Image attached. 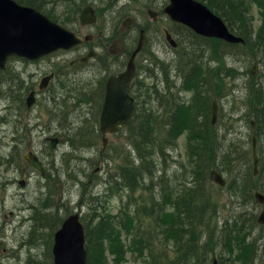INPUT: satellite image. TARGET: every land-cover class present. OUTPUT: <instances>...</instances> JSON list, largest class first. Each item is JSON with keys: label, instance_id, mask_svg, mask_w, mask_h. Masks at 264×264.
I'll return each mask as SVG.
<instances>
[{"label": "rangeland", "instance_id": "374dc122", "mask_svg": "<svg viewBox=\"0 0 264 264\" xmlns=\"http://www.w3.org/2000/svg\"><path fill=\"white\" fill-rule=\"evenodd\" d=\"M34 1L38 3L40 10L49 16L52 14L57 18L54 20L58 23L67 22L65 26L73 31L83 25L79 22L81 8L86 4H91L95 8L98 20L92 25L85 24L81 27L82 32L95 31L96 34L101 30L103 36L100 39L94 38L92 41L98 56L89 62V70L77 72L78 67H71L68 64L70 58L65 57L67 61L58 66L59 74L56 79L49 84L48 91L39 96L29 111L20 102L21 92L24 93L27 89L24 98L28 94V89L37 88L40 78L49 73L53 61H59L60 55H53L39 61L12 57L8 61V67L0 71V264H53L52 256L48 258L47 252L49 250L51 253L53 234L62 218L67 214L78 212L81 221L85 224L90 218L88 205L96 201H93L96 197L100 205L105 203V209L112 214L117 213L121 207L128 206L132 211L131 217L135 220L132 225L148 227L149 217L145 216V218L142 214L135 212L139 205L157 201L156 197L160 198L162 194L161 189L167 190L166 187L171 188L168 189L170 194L167 193L165 198L171 197L172 202L177 200L174 198H177L176 194L180 193L184 186L193 188L195 175L192 172V162L187 155L186 144L189 138V128L178 134L175 143L167 144L164 152H159L157 149L148 150V159L154 171L152 173L147 170L144 174L146 183L134 186L132 192L128 188H120L116 192H111L104 182L108 168L107 159H110V169L113 170L118 167V164L123 163L127 151L131 153L129 158L133 159L136 156L132 144L125 138L126 132L133 129L131 126L120 128L116 134H106L109 149L104 154L101 153V135L93 138L95 140L82 148L74 149L68 137H65L69 135L63 134L66 133L65 124L68 126L67 134L77 127L80 128L79 132H84L85 135H94L97 132L98 122L95 118L97 108L99 109L98 117L100 115L104 82L115 71L118 72V69L123 70L125 67L119 63L120 53H108L109 44L105 42L111 43L112 40L117 39L119 34H122V37L136 36V32L133 31L121 32L122 22L128 16L140 24L148 25L150 30L146 32L147 37L152 34L153 28L159 29L158 32H160L159 40H151L146 50L138 57L142 61V67L137 68V75L130 88L131 93L137 95L142 102L144 98H141V94L145 96L146 91L154 90V86L158 88V92L161 89L165 90L163 91L164 104L158 107V114H162L164 120L172 116L170 106L173 94L176 101L180 100L188 104L190 100L194 101L188 123H185V126L195 124L198 119L206 127L209 121L206 128L207 134L210 132L211 135H225L223 146L229 141L236 142L237 146L245 152V156L242 153L235 160L238 165H243L240 169H246L247 159L251 158L253 137L256 141L257 155L261 158L262 153L259 152L260 145L257 139L259 135L257 129L260 126L250 116L248 111L252 109L246 98L247 93L249 94L248 87L253 82L264 85V33L261 34L263 39L261 38L260 41L262 42H258L261 25L264 23V0H237L244 21V23L240 22L243 25L241 31L248 37L251 36V41H254L253 45L245 43L243 46L244 44L228 42L219 37L204 38L182 29L183 34L172 32L175 40L180 43L175 49L165 43L163 44L167 49L163 48L161 43L162 36L164 37L163 29L167 27L173 29L174 24L168 22L170 21L168 18L167 20L160 18L158 23L154 22L147 12L148 9L159 12L168 4V0ZM198 1L208 7L207 1ZM233 26L240 31L239 25L233 23ZM256 41L259 44L255 45ZM126 46L128 48L124 50L123 58H129L128 54L131 49L128 43ZM148 55L153 59H150ZM189 55H194L195 64L201 63L204 71L205 80L200 81L203 82L201 84L202 94L198 97L193 91L182 89L178 92L176 88L180 86V77H177V73L180 69L188 67L186 62ZM255 63L256 73L254 75L251 74V69ZM163 69L168 72L169 91L166 85H163L164 82L161 84ZM147 71L149 74H144ZM22 87H25L23 91H21ZM206 92L210 95L209 111L204 114V102L200 99H203ZM213 100L216 103L217 120L211 124ZM57 110L66 111V117L59 119ZM51 112L55 114L51 116ZM250 121L254 122L253 126ZM161 134L170 141V137L167 138L166 128ZM50 136H56L59 139L55 148L49 146L47 138ZM28 151H33L38 155L45 168L47 166L49 175L55 177L54 180L40 176L27 165L23 155ZM11 153L14 155L11 156ZM73 155H78L79 160H71ZM68 166L70 170L78 168L83 170L79 172L81 183L70 180L72 177L67 176ZM260 168L259 163L258 171ZM249 169L248 172L253 171L252 165ZM73 174L76 176L75 172ZM223 176L226 178V174ZM256 176H252L251 181L258 185L263 184L264 178ZM19 179L25 180L24 186L18 184ZM249 179L250 175H247L246 178L240 179L239 183ZM48 182L49 185H47ZM218 188V184L209 179L201 188L204 196L217 195L221 198L217 202L216 216L210 226H216L217 230L234 227L235 222L239 223L240 219H232L233 213L242 212V219L246 220L241 224L246 232L250 222L254 219L256 222L263 206L255 200L247 206V201L229 197L228 193ZM164 199L160 200L165 208L169 211L175 210L169 201L165 205ZM52 202L58 206H50L46 209L45 216H40V219L31 217L33 212L37 216L41 206L45 209ZM193 224H195V234L200 237L203 232L202 225L195 221ZM255 224L247 240H257L264 232V224H257V222ZM207 228L211 230L209 226ZM114 246L116 247V244ZM205 249L210 250L211 246L202 244L198 251ZM216 249L217 253L208 255L207 264H214V261L215 264H228L223 259L224 256L228 257V253L220 250L219 246ZM256 251L257 258L254 263L259 264L260 257L264 256L263 250L257 248ZM116 257L118 256L115 253L111 255V258ZM136 259L137 256L129 252L126 264H133ZM186 260L188 264H198L193 255H187Z\"/></svg>", "mask_w": 264, "mask_h": 264}, {"label": "trees", "instance_id": "16d2710c", "mask_svg": "<svg viewBox=\"0 0 264 264\" xmlns=\"http://www.w3.org/2000/svg\"><path fill=\"white\" fill-rule=\"evenodd\" d=\"M17 1L40 9L38 3L34 0ZM205 1H207L208 7L223 19L230 31L241 35L245 39V43L253 45L254 41H251V36L248 37L241 31L243 25L240 22L244 23V21L241 8H239L240 4L237 0ZM234 10L238 11V13H235ZM233 23L239 25L240 31H237ZM261 27L262 29L258 35L259 43L262 42L260 39L262 38L261 34L264 33V23ZM245 43L241 45L245 46ZM259 43L256 41L255 45ZM193 57L194 55H189V59L187 58L186 62L188 67L180 69V74L178 73L180 77L179 87L180 91L182 89L193 91L196 97H198L199 94H202L201 84L203 82L200 81H204L205 77L201 63L195 64ZM156 64H158V61H156ZM144 74L149 73L147 71ZM168 79V72L163 69L161 84L164 82L163 85H166L167 91H169V86L167 85ZM263 89L264 85H261L259 82H253L248 87L249 94L247 93L246 98V101L250 102V109H252V111L248 112L254 118L255 123L258 122L260 126L257 129V133L259 134L257 135V139H259L260 145L259 152L262 155L260 158L261 168L256 176L258 178L264 175V135H262V133L264 134ZM163 91L165 90L161 89L158 92V88L154 86V90L146 91L145 96L141 94V98H144L142 102L135 95V112L131 122L126 125V127L131 126L133 129L126 132L125 138L132 144L136 156L133 159L129 158L131 153L127 151L123 163L118 164V167L113 170L110 169V159H107L106 164L108 168L104 182L108 185V190L111 192H116L120 188H128L132 192L135 188L134 186L146 183L144 174L147 170L152 173L154 171L148 159V150L157 149L159 152H164L167 144L175 143L178 134L183 133L189 128V138L186 141L187 155L192 162L195 184L191 189L184 186L182 191L176 194L177 198L174 199L177 200H174V202H172L171 197L165 198L166 194L169 193L168 189L171 188L166 187L167 190L161 189L162 194L160 198L155 196L157 201L151 204L144 203L139 205L135 212L142 214L144 217H149L147 222L148 227L143 225L136 227L132 225L135 220L131 217L132 211L128 206L125 205L117 213L112 214L105 209V203L100 205L98 198H94L93 201H96L88 205L90 218L84 224L87 264H126L129 252L137 256L133 264H188L186 260L187 255H193L198 264H207L208 255L217 253L218 250L216 248L218 246L220 250L228 253V257H223L228 264H255L257 244H255V239H252V241L247 240L252 227L248 226L246 232L243 230L241 223L245 222L246 219H242V212L234 213L236 214L235 218L240 219L239 223L238 221L235 222L234 227H224L217 230L216 226H210V224L213 223V219L216 216V210L218 209L217 202L221 198L217 195L214 197L204 196L203 189L201 190L208 179L210 169L215 168L221 171V173L226 174L227 179L226 186L219 187V190L225 191L229 197H234L239 201L253 202L254 190L260 189L264 192V186L261 183L258 185L254 181H251L253 171H247L250 170L249 167L252 165L251 158L247 159L246 169H240V167L243 168V165H238L235 160L242 153L245 156V152L237 146L236 142L229 141L225 143L227 145L223 146L225 135H211L210 132L207 134L206 128L210 123L209 121H207L206 127L198 119L195 124L191 123L185 126L184 124L188 123L193 106L192 102L194 101L190 100L189 104L180 100L176 101L173 94L170 106L172 116L164 120L162 114H158V107L164 104ZM209 99L210 95L208 92H206V95L204 94L203 99H200L201 102L202 100L204 102V114L209 111ZM164 128L168 132L167 138L170 137V141L161 134ZM79 129L77 127L70 132L69 136H65L66 138L68 137L74 149L82 148V146L95 140L93 138L100 136L98 132L94 133V135H85L84 132L80 133ZM107 149H109L108 144L104 150H101V153L103 152L104 154ZM72 159L79 160L78 155H73ZM81 171L83 170L79 168L70 170L68 166L67 176L72 177L70 180L81 183L82 180L79 178V172ZM73 172L76 173V176ZM247 175H250V179L239 183V180L246 178ZM130 194L128 199L130 198ZM161 198H165V205L169 201L175 210L169 211V209H166L164 203L160 200ZM62 205L65 206L64 204ZM52 206L58 205L53 203ZM162 212H164V215H162ZM194 221L199 222L203 227L200 237L195 234ZM252 222L256 223L255 219ZM203 240L205 241L202 242ZM115 244L116 247L114 246ZM202 244L211 246V249L198 251ZM113 253L118 257L115 259L111 258ZM47 256L48 258L51 257L49 250ZM259 261V264H264V256L260 257Z\"/></svg>", "mask_w": 264, "mask_h": 264}, {"label": "water", "instance_id": "95a60500", "mask_svg": "<svg viewBox=\"0 0 264 264\" xmlns=\"http://www.w3.org/2000/svg\"><path fill=\"white\" fill-rule=\"evenodd\" d=\"M165 12L174 21L191 27L196 33L207 37H219L228 42H243L229 32L221 18L212 13L207 7L196 0H169ZM154 15L152 11H148ZM82 24L96 21L90 6L82 9L79 15ZM145 37L141 35L136 49L126 65V69L116 76H111L106 82L105 99L100 116L101 132H116L119 126L130 122L134 110L133 98L127 94V88L135 75V56L145 44ZM80 41L71 31L66 30L56 22L50 20L43 13L34 8L22 6L14 0H0V67L3 68L9 55H19L29 59H36L59 48H70ZM256 73V63L251 69ZM42 79L41 86H45L50 79ZM32 101L31 95L28 104ZM212 123L216 119V103L212 106ZM103 147L106 137L103 136ZM54 146L56 139H51ZM252 157L254 174L257 170L258 157L256 155L255 139L253 138ZM32 166L41 170L39 161L32 155L26 156ZM210 180L220 186L225 185V179L216 170L210 171ZM254 197L258 203L264 204V195L256 191ZM258 222L264 224V209L260 213ZM53 264H87L84 249V230L79 221V214L69 215L63 220L60 228L55 232L52 245Z\"/></svg>", "mask_w": 264, "mask_h": 264}, {"label": "flooded vegetation", "instance_id": "af4514ba", "mask_svg": "<svg viewBox=\"0 0 264 264\" xmlns=\"http://www.w3.org/2000/svg\"><path fill=\"white\" fill-rule=\"evenodd\" d=\"M94 11H95V8H94ZM160 18H162V20H167V18H168V17H166L165 13H163V9L162 10H159V12L155 13V17H154V19H152V21L158 23V21H159L158 19H160ZM168 22L171 23V20L168 21ZM90 25H92V24H90ZM83 26H85V25L79 26V28L77 27V29L74 30L75 34L79 38L82 39V42L79 45H77V46H75L73 48H70V49H60V50H57V51H55V52H53V53H51L49 55L43 56V57H41V58H39V59L36 60V61H39V60H42L44 58H50L53 55H60L61 58L59 59V61L54 60L53 61L54 62L53 63V66L50 67L49 73L53 72V75H54L53 76V79H56V75L59 74L57 72L58 66L65 64V62L67 61L66 58H70L68 60V64L71 67H74V66L75 67H78L77 72H83V71L89 70V68H88L89 62L91 60H94L98 56L97 51L94 50L95 48L92 45V41L94 40V38L95 39H97V38L100 39L103 36L102 31L99 30L96 34L94 33L95 31L94 32H88V33H83L82 32V28H81ZM87 26H89V25H87ZM167 28H164L163 31H162L164 33L163 34L164 37L162 36V41H161L163 48H166L163 43H165L167 46H169V42H168L169 41V38H168L169 36H172V38L174 39V33H172V32H175V33H178V34L179 33L180 34H183V32H184L182 30V26L179 25V23H176V25H175V27L173 29H169L168 28L170 31ZM184 28H186V27L184 26ZM149 30L150 29H149L148 25L140 24L135 19L132 21L131 26H129L126 29H121V32H123V31H129V32L130 31H133V32H136V36L134 35V37L133 36H130V37H122V34H119V36L117 37V39H119L121 41V43H122V48L120 50V56H122V54H123V52H124V50L126 48L127 43L130 46V49H131L130 55H131L133 49L135 48V46L138 43V39L141 37V35H146V32H148ZM186 30H188V29L186 28ZM158 31H159V29L157 30L156 28H153V30L151 32L152 34L149 37L145 36L146 43L143 46V48L141 49V51L139 52V54H137L136 59H135L136 67L138 66V64L140 62V58H138L139 55H141L146 50V48L148 47V44L150 43V41L151 40L156 41V39H157V41L159 40V38H160V34L159 33L160 32H158ZM162 32H161V34H162ZM111 34H112V31H111ZM85 37H87V40H85ZM88 40H90V41H88ZM111 42H113V40ZM105 44H109L110 45L111 43L105 42ZM120 61H122V59L119 60V62ZM119 71L118 72L115 71L114 75L117 74V73H119ZM49 73H47V74H49ZM100 85H101V83H100ZM48 87H49V84L43 90H39L38 87L37 88L33 87L31 89H28V92H33L34 95H36V100H37L40 95H44L48 91ZM104 88H105V84H104ZM21 104H22V102H21ZM23 106L27 109V111H29V109L33 107V105L31 107H28L27 104H26V101L23 104ZM56 112L58 113L59 119H61L62 117H66V111L57 110ZM98 112H99V109L97 108L96 118H95L97 120V122L99 121V117H100V115L98 117ZM100 112H101V110H100ZM54 114H55V112L54 113L53 112L50 113L51 116H53ZM65 126H66L65 127L66 128V133H63V134L69 135L70 133L67 134L68 126L66 124H65ZM57 140L59 141L58 137L56 139V144L58 143ZM47 171L48 170H47V166H46V170H43L42 174L45 175L47 173Z\"/></svg>", "mask_w": 264, "mask_h": 264}, {"label": "bare ground", "instance_id": "6f19581e", "mask_svg": "<svg viewBox=\"0 0 264 264\" xmlns=\"http://www.w3.org/2000/svg\"><path fill=\"white\" fill-rule=\"evenodd\" d=\"M8 58V57H7ZM7 58H6V60H7ZM257 175V171H256V173L255 174H253V176H256ZM264 178V175L263 176H261V179H263ZM263 186H264V183H263ZM249 204H252V202H250V201H247V206L249 205ZM233 218H235V214L233 213V215H232V219ZM254 225L256 226V224L254 223V222H250V226L253 228L254 227ZM255 241H256V244H257V248H259V250H263V253H264V232L259 236V238L256 240L255 239ZM257 241H258V243H257Z\"/></svg>", "mask_w": 264, "mask_h": 264}]
</instances>
